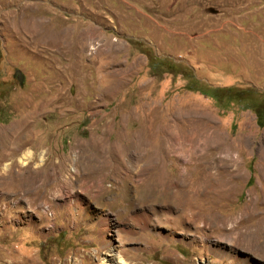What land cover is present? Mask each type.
<instances>
[{"label":"rangeland","instance_id":"374dc122","mask_svg":"<svg viewBox=\"0 0 264 264\" xmlns=\"http://www.w3.org/2000/svg\"><path fill=\"white\" fill-rule=\"evenodd\" d=\"M185 66L264 92V0H0V128L34 153L0 183V264H264V126Z\"/></svg>","mask_w":264,"mask_h":264},{"label":"bare ground","instance_id":"6f19581e","mask_svg":"<svg viewBox=\"0 0 264 264\" xmlns=\"http://www.w3.org/2000/svg\"><path fill=\"white\" fill-rule=\"evenodd\" d=\"M67 47H70V46H68V43L66 42V48ZM78 50H80V48ZM27 127L28 126L26 125V123L23 124V125L16 123V124L4 127V128H0V149H1V155L6 157V159H7L4 163H0V183L4 182L6 174H11L12 173L13 167H15V166H18V170L17 171L14 170L15 173H17V174L20 172L21 168L25 169L23 172L28 171L26 169L28 168V165H29L31 159H33L34 153L29 149V147H27V145H29V142L31 141L30 136H29V134L27 132ZM160 142L156 143V144H151V143H148L147 141H145L143 138H136L135 137V139L132 140V144L131 145L137 144V147L140 150L144 151V156H146L148 162H150V160H153V163H154L156 161L154 159V157L156 155H159V154L163 153V147H162V144ZM15 152H18V155L16 157H13V154ZM97 155H98L97 152L90 151L89 152V159L85 163H87L90 167H95V168H98L99 171H103L105 169V167H106L105 163H103L104 162L103 160H105V159L102 160L103 157H100L98 159ZM68 158L71 159V156H66V157L62 158L61 160L53 162L52 165L56 166L58 168V170L62 172V170H64L66 168L65 167L66 166V159H68ZM84 158H85V156H84ZM40 160L43 161L42 164H45L46 159H43V158L41 159L40 158ZM74 160L77 161L76 159H74ZM36 169H37V167H36ZM37 170H36V172H37ZM76 170H77V167H76ZM94 173H96V172H94ZM44 174H46V173H43V174L42 173L41 174L37 173L35 178H38V177L46 178V176ZM33 179H34V177H33ZM115 263L116 264H122V262H120V260L119 261L116 260Z\"/></svg>","mask_w":264,"mask_h":264},{"label":"trees","instance_id":"16d2710c","mask_svg":"<svg viewBox=\"0 0 264 264\" xmlns=\"http://www.w3.org/2000/svg\"><path fill=\"white\" fill-rule=\"evenodd\" d=\"M148 65L152 71L164 67L165 71L176 72V64L165 57H158L147 53ZM183 77L188 79L185 88L188 90H197L200 93L213 99L216 104L228 105L236 104L241 109H250L255 113L256 124L259 127L264 126V92L254 87L237 88L235 86H198L199 81L194 77L193 71L185 66L181 69Z\"/></svg>","mask_w":264,"mask_h":264}]
</instances>
